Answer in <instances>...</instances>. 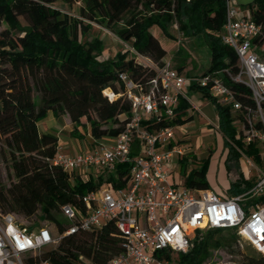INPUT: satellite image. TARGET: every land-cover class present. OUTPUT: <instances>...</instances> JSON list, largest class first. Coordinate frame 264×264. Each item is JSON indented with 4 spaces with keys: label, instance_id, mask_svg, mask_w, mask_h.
Masks as SVG:
<instances>
[{
    "label": "trees",
    "instance_id": "16d2710c",
    "mask_svg": "<svg viewBox=\"0 0 264 264\" xmlns=\"http://www.w3.org/2000/svg\"><path fill=\"white\" fill-rule=\"evenodd\" d=\"M57 1L0 0V25H5L0 30V139L4 146H0V153L9 164L10 176L15 178L8 187L0 188V212L28 218L40 211V218L52 221L63 232L68 224L60 218L61 205L81 206L82 193L108 181L121 186V180L129 174L120 165L105 176L71 177L53 165L58 138L52 133H39L38 122L49 111L55 115L67 113L75 130L79 126L87 128L95 140L114 137L123 129L130 111L118 74L126 72L144 87L155 75L152 66L127 50L96 59L102 43L96 38L87 43L80 39L90 29L88 22L110 30L158 65L166 50L152 30L156 28L166 39L174 40L170 32L174 21L184 36L206 38L210 49L207 70L231 66L235 71L237 58L216 34L225 19V0H62L80 3L76 17L54 7ZM253 3L249 4L250 15L264 30V0ZM190 88L209 99L217 111L220 131L240 144L235 139L236 129L228 108L218 105L205 91L193 85ZM190 107L180 98L171 123L181 125L189 120ZM229 148L231 157L239 155L232 146ZM244 150L260 161L253 145ZM184 161V157L180 158V162ZM183 181L187 187L212 188L218 193L201 170L185 175ZM227 185V195H231L251 182L240 171ZM200 231L187 251L175 252L176 264H205L210 248L239 243L229 228H209L204 234ZM121 249V239L109 221L92 231L64 235L56 245L27 257L25 264H39L42 259L50 264H107ZM155 255L173 260L172 252L167 250L156 251ZM238 264H264V254L246 257Z\"/></svg>",
    "mask_w": 264,
    "mask_h": 264
},
{
    "label": "built area",
    "instance_id": "2783aa9c",
    "mask_svg": "<svg viewBox=\"0 0 264 264\" xmlns=\"http://www.w3.org/2000/svg\"><path fill=\"white\" fill-rule=\"evenodd\" d=\"M172 24L177 28L176 21ZM218 36L235 52L237 69L227 66L190 78L169 61L158 65L123 42L124 50L152 66L155 75L144 87L120 72L122 95L130 103L123 129L108 137L110 141L75 154L62 153L57 142L52 163L71 177L88 168L108 174L124 165L128 178L121 180V186L108 181L85 191L79 197L81 206L61 205L60 212L68 221L63 232L56 226L28 229L15 214L0 212V264H25L27 257L56 245L64 235L92 231L109 221L122 249L107 264H168L155 252H185L192 245L191 233L204 228L232 229L238 242L245 241L264 254V30L251 15L237 9L235 0H225V19ZM189 84L228 108L240 144L220 131L218 115L216 127L257 170L251 185L238 193L222 196L210 188L187 187L178 176L174 181L169 177L167 163L172 155H184L181 145L185 139L176 135L171 120L180 98L194 108L184 94ZM164 120L166 124L159 126ZM249 145L258 150L259 162L245 152ZM39 264L50 262L42 259Z\"/></svg>",
    "mask_w": 264,
    "mask_h": 264
},
{
    "label": "rangeland",
    "instance_id": "374dc122",
    "mask_svg": "<svg viewBox=\"0 0 264 264\" xmlns=\"http://www.w3.org/2000/svg\"><path fill=\"white\" fill-rule=\"evenodd\" d=\"M253 1L254 0H235V4L241 13L246 16H250L249 4L254 5ZM53 6L73 17H76L79 14V2L70 3L59 0L55 2ZM88 23L90 25V29L86 34H83L80 39L81 41L87 43L93 42L96 38L102 43V49L98 52L99 54L94 56L96 59H106L111 57L118 50L124 51V43L121 42L119 38L110 30L95 22ZM4 27L5 25L1 24L0 30ZM152 32L154 35H158L163 43H166V41H174L176 43L175 45L178 46V41L181 39L180 33L172 26H170V32L175 36L174 40L166 39L156 28H153ZM196 55L199 60H201V57L205 59L201 65V68L205 69L208 66L209 56V47L205 44V42H200L196 50ZM175 61L179 62L178 59H174L173 62ZM173 62L171 65L172 68L175 66L173 65ZM189 96L192 99L194 108L195 106L197 108L200 107V111L196 108L193 110L195 120L191 124L175 126L176 135L185 139L182 141L183 144L181 145L184 155L180 157L176 154L172 155L171 159L167 163L170 171L169 177L172 180L173 177L178 176L182 181L185 175H189L195 170H201L204 172L205 179L209 185L217 189L220 195L227 196L228 193L226 187L228 186V182L234 178V175L241 171L244 177L251 182L257 175V170L248 163L247 159L242 154L237 155V157H231L229 148L231 143L216 127L217 111L213 105L210 104L205 107L204 103H207L208 100L202 99L197 93H190ZM49 113H51V111H49ZM43 126L44 124H41L40 127ZM69 128L71 129V135L77 138L78 144H82L83 141L88 144L87 141L89 139L85 137L88 131L86 128L79 126L76 130H73V124H70ZM72 130L76 132L73 133ZM0 146H3L1 139ZM232 148L236 151L233 146ZM182 157H184V162H180V158ZM9 173V164L2 159L0 153V188L8 187L10 182L15 180V178L11 177ZM39 215L40 211H37L34 215L28 218L16 214V219L27 228L30 225H33L32 228L48 226L53 229L55 227L52 221L42 219ZM60 218L65 221L64 224H68V221L62 214H60ZM206 230L207 228L201 229L202 232L200 231L199 233L204 234ZM222 234L225 236L228 235L226 231H223ZM196 236L197 230H194L191 233V240L193 241ZM215 236H217V234H215ZM48 247L42 248L40 252ZM249 256L258 257L259 253L256 252L248 243L240 240L237 246L231 245L228 247L210 248L204 263L238 264L241 263L244 258ZM172 257L173 260L168 264H176L175 252L172 253Z\"/></svg>",
    "mask_w": 264,
    "mask_h": 264
},
{
    "label": "crops",
    "instance_id": "0c3cea01",
    "mask_svg": "<svg viewBox=\"0 0 264 264\" xmlns=\"http://www.w3.org/2000/svg\"><path fill=\"white\" fill-rule=\"evenodd\" d=\"M171 26L180 33L181 39L178 41V46L175 45L176 43L174 41H166V43H163L160 40L161 45L166 50L163 60L169 61L170 64L172 65L174 59H178L179 62L176 61L173 62V65H175L173 67L187 78L194 77L206 72L210 63V49L208 56V66L205 69L201 68V65L203 64L202 62L205 59L201 57V60H199L196 55L197 47L201 41L205 42V44H207V46L209 47L206 38L203 35L184 36L182 32H180L178 29V23H177V28L174 27L173 24ZM216 34L218 35L219 33ZM155 36L158 37V35ZM190 93H197L199 96H201L202 99L208 100L207 103H204L205 107L212 104L209 101V99L202 97V94L199 91L191 89L189 84L185 87L184 94L188 99H190V101H192V99L189 96ZM194 109L195 108L193 107L189 108L187 115H189L190 118L183 124L186 125L194 122L195 120V116L193 113ZM197 110L200 111V107H198ZM41 124H44V126L40 127ZM70 124L73 123L70 121L68 114L55 115L52 112L51 113L48 112L47 116L38 122V131L39 133H52L56 135L58 138V144L62 146L61 152L65 154H75L84 151L85 149L94 147L100 141H106V142L110 141V138L108 137H103L101 139L95 140L94 138H92L89 131H87L85 137L89 139L87 141L88 144H86L84 141L82 142V144H78L77 138L72 136L70 133L71 132V129L69 128ZM73 130H75L74 125H73ZM86 130L88 129L86 128ZM74 132L76 131H73V133ZM75 175L80 176L82 179H87L89 176L98 177L99 175L105 176L106 174L99 172L94 168H88L84 172L76 173ZM176 179H178V177H173L171 181H174ZM105 183L106 182H103L101 183V185H104Z\"/></svg>",
    "mask_w": 264,
    "mask_h": 264
}]
</instances>
